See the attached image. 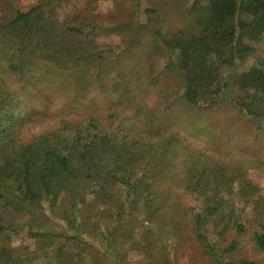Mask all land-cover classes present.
Returning a JSON list of instances; mask_svg holds the SVG:
<instances>
[{
	"label": "trees",
	"instance_id": "trees-1",
	"mask_svg": "<svg viewBox=\"0 0 264 264\" xmlns=\"http://www.w3.org/2000/svg\"><path fill=\"white\" fill-rule=\"evenodd\" d=\"M58 1L41 0L0 17V239L10 242L12 232H19L11 213L23 212L30 216L27 234L37 240L34 250L23 253L3 242L0 264H28L41 256H53L58 264H100L83 248L87 246H97L96 254L117 261L118 244L133 241L146 248L151 231L164 248L180 234L177 218H186L184 228L214 264H263L226 260L237 243L211 240L209 231L214 225L220 236L232 226L241 234L248 224L256 247L264 252V193L246 174V164L264 168V155H246L242 161L207 154L205 146L195 145L198 123L193 122L198 112L226 104L264 133V57L241 65L257 53L264 37V0H209L196 6L193 28L173 35L149 16L131 27L125 46L130 58L124 47L93 50L87 34L106 24H93L84 12L61 19ZM129 24L121 22L113 29L134 23ZM136 33L156 35V46L168 54L166 73L176 78L171 92L158 89V101L151 106L144 93L158 81L150 71L152 54H140L142 40L136 42L141 56L135 59ZM109 54L117 55L119 65L128 61L125 74L121 69L110 76ZM6 73L19 88L9 84ZM45 86L68 91L71 113L26 137L24 132L43 117L36 101L49 97ZM98 89L107 101L109 119L122 116L111 129L99 126L85 108L80 110L84 116L74 118L76 105L85 107L87 96ZM177 154L185 158L178 170L182 178L170 165ZM172 179L199 205H184L178 189L169 186ZM61 197L66 205L58 214L55 206ZM240 200L243 211L251 205L253 216L245 222L242 216L237 219ZM100 209L107 214L104 229ZM42 216L57 219L55 228L45 227ZM158 264L176 263L165 250Z\"/></svg>",
	"mask_w": 264,
	"mask_h": 264
},
{
	"label": "rangeland",
	"instance_id": "rangeland-1",
	"mask_svg": "<svg viewBox=\"0 0 264 264\" xmlns=\"http://www.w3.org/2000/svg\"><path fill=\"white\" fill-rule=\"evenodd\" d=\"M208 1L209 0H59L57 2V14L61 19H65L66 17L71 19V14L84 12L93 24H96V22L106 24L98 26L95 30L89 32L86 37V42L91 44L90 47H92L93 50L97 48L118 49L124 47V53L130 58V53L126 48L127 44H129L128 39L130 38L131 27H135L136 25L140 26L151 16L153 21H160L158 23L168 35H173L181 30L189 31L195 26L194 18L196 13L194 10L196 6H205ZM40 2L41 0H0V17L12 13L15 8L26 10ZM149 8L155 10V12L148 14L147 9ZM132 21L134 23L132 26L121 28V31L119 29H113L121 22L129 24V22ZM108 27L111 28L110 31H106ZM141 40L145 43V49L143 48L144 50L140 54H143V52L152 54L150 59V62H152L150 63V71L153 78L158 81L154 89L146 93L142 91L146 95V102L151 106L158 101V89L168 91L170 85L175 86L176 78L166 73L165 63L168 54L166 51L162 52V50L158 49L156 44L159 40L154 33L150 37H144L138 33L133 36V43L136 45V50L134 51L135 59L141 56L140 54L137 55V50L140 46L136 43ZM124 53H122V56ZM257 56L264 57V37L262 41L259 42L257 53L242 61L241 65L250 66L254 63ZM107 57L109 62L108 67L112 70L110 76H116L120 73L119 70L121 69H123V73L125 74L127 71L126 66H128V61L126 59L124 62L122 61V65H119L116 63V54H109ZM137 67L135 68L136 72H138ZM6 75L11 77V81L9 82L11 86L15 89L20 87V83L14 79L12 75L9 73H6ZM112 81L113 79L109 78V82L111 83ZM45 87L49 97L47 99L40 98L36 101L41 105V114L43 117H41L40 121L35 123L31 130L24 132V136L26 137L30 136L32 132L34 133L47 126L58 124L60 122L59 120L71 113L67 108V100L70 97L68 96L69 93H66L68 91L60 92L56 86ZM86 101L85 107H77L75 104V119L81 118L80 116L83 115L82 112L84 108V112H86L88 116L97 117L98 120L96 121L99 123V126H103L107 129H111L113 125L118 123L122 118V116L119 115L117 118L109 119L110 110L106 103L107 101L103 95L100 94V89L97 91L93 90V92L87 96ZM81 109L82 112L80 111ZM193 113L194 112L191 114ZM197 114L199 117L197 116V120L193 122V124L198 123L196 125V131L198 132L197 139L194 141L196 142L195 145L205 146V152H207V154H216L222 159L237 158L242 161L247 160L246 155L250 158L254 154L257 156L264 155V151L262 150L264 148V133L262 134V132L256 131L253 125L248 121V118L239 114L233 107L223 104L218 108L208 109L203 112H198ZM170 165L173 168L172 170H174L173 174L178 176L179 171H182L181 169L185 165L184 156L182 154H177L176 158H172V163H170ZM246 174L264 193V168L246 164ZM179 176H181V172ZM169 186L174 190L178 189L177 191L180 193L179 196L184 205H199L195 198L183 192L180 181L172 179ZM64 199L66 198L61 197L57 206H55V211L58 214L63 211L64 205H66ZM236 207V214L239 217H243V222L253 216L251 205H248L246 210L243 211L245 207L244 201H237ZM47 211H49V209H47ZM11 214L13 219L17 222L16 224L19 226V232H12V242H8L9 240L6 238L0 239L2 241L0 245L3 242L8 243L7 245L9 247L14 246L19 248L21 253L27 250H34L37 240L27 234L28 226H25V224L29 222L30 216L23 212H12ZM48 214H50V212H48ZM106 215L105 210L100 209L98 211V218L102 220L101 223L103 222V229L108 222L104 219ZM237 219H241V217ZM42 220L45 221V227L55 228V220L57 219L50 220L42 216ZM177 220L180 223L177 226H182L180 234L177 235L173 241H167L164 248H162L161 242L157 239L155 234L157 233L156 231H151V239L145 240V242L149 241V246L146 248H144V245L139 246L134 244L133 241H125L122 244H118L120 257L117 261L108 254V256L104 258L100 257L96 254V252H98L96 248H99L97 246H87L83 248L91 252V254L99 260L100 264H158L165 250L176 264H214L213 259L207 254L204 246L199 244L191 232L184 228L186 227V218H177ZM177 220H174V222ZM57 222L62 224V220ZM166 223L170 228L171 223ZM151 226L154 228L155 224H151ZM217 230L218 227L214 225L211 226L209 231L211 240L219 239L224 245L235 241L238 246L234 252L226 254V260L237 261L239 259H249L264 264V252L256 247L253 241L252 229L248 224L247 232L241 234H238L236 229L232 226L223 230L220 236L215 234ZM89 239L92 240V238ZM94 244L101 245L100 241L98 242L96 240H94ZM102 248L105 250L104 245H102ZM109 257L111 259H108ZM51 259H54L53 256H41L33 263L30 262L28 264H58V261ZM81 264H84V261H82Z\"/></svg>",
	"mask_w": 264,
	"mask_h": 264
}]
</instances>
